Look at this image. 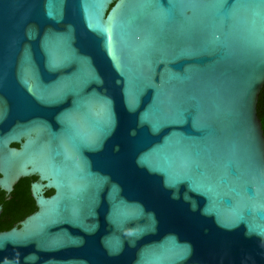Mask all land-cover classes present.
<instances>
[{"label": "water", "instance_id": "water-1", "mask_svg": "<svg viewBox=\"0 0 264 264\" xmlns=\"http://www.w3.org/2000/svg\"><path fill=\"white\" fill-rule=\"evenodd\" d=\"M263 88L264 0H0V264H264Z\"/></svg>", "mask_w": 264, "mask_h": 264}, {"label": "flooded vegetation", "instance_id": "flooded-vegetation-1", "mask_svg": "<svg viewBox=\"0 0 264 264\" xmlns=\"http://www.w3.org/2000/svg\"><path fill=\"white\" fill-rule=\"evenodd\" d=\"M27 180H29V185H28V197L30 200V210H31V214L35 213L38 209L36 206V202L32 197V192H31V186L33 183L38 181L37 177H30L27 178ZM19 184V183H18ZM16 185L13 189V191H11L10 193H6L4 191H2L0 189V207L2 209V213L0 215V233L9 231L15 227H18L19 224L28 216L24 217L23 219L20 220H16V219H6L7 213L9 212V209H11V206L17 201V197H16V191L18 189L19 185ZM49 192H53L52 190H47L46 192V196H50L48 193ZM5 218V219H4ZM10 225V227H8Z\"/></svg>", "mask_w": 264, "mask_h": 264}, {"label": "trees", "instance_id": "trees-1", "mask_svg": "<svg viewBox=\"0 0 264 264\" xmlns=\"http://www.w3.org/2000/svg\"><path fill=\"white\" fill-rule=\"evenodd\" d=\"M258 115L263 124L264 130V88L260 94L259 103H258ZM15 147H18L15 145ZM18 189L16 191L17 201L11 206L9 212L7 213L6 219L12 218L17 221L23 219L31 213L30 210V200L28 197V185L29 180L23 179L18 184ZM49 195H52L53 192H49ZM5 219V218H4ZM10 227V225L8 226Z\"/></svg>", "mask_w": 264, "mask_h": 264}]
</instances>
